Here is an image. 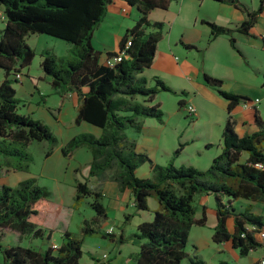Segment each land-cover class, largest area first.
I'll list each match as a JSON object with an SVG mask.
<instances>
[{"label": "trees", "instance_id": "trees-1", "mask_svg": "<svg viewBox=\"0 0 264 264\" xmlns=\"http://www.w3.org/2000/svg\"><path fill=\"white\" fill-rule=\"evenodd\" d=\"M113 1L0 0L5 22L0 29V173L28 172L33 160L28 152L32 142L48 143L46 156L57 143L47 126L18 112L21 101L15 95L13 83L19 82L16 75L22 77V71L35 57V51L26 43L29 35L62 40L70 45L68 56L59 58L48 50L41 51L42 73L51 79L52 88L61 98L67 92L79 97L76 124L85 122L100 129L97 137L83 133L70 139L62 147V155L69 159L76 149L87 147L91 152V176L105 178L110 172V179L119 191L130 193L137 212L149 211V199L157 204L151 220L140 223L131 236L143 241L139 250L130 256L134 264H181L184 259L190 264H206L195 254L186 252L191 228L206 224L205 213L200 218L196 216L197 195H211L215 201L212 242H229L240 257L247 256L261 247L256 234L264 224L261 217L251 213V205L237 212L233 202L264 203V123L256 118L258 130L239 137L234 131L231 112L236 105L249 100L224 91L222 80L203 74V83L228 102L221 150L209 167L199 170L175 166L173 160L182 151V145L164 166L136 152L134 140L128 139L125 132L130 129L139 133L141 120L147 118L162 123L160 106L151 104L155 96L160 92L186 95L184 91L172 90L158 77L148 86L142 75L151 66L157 44L167 31L164 23L151 22L147 16L152 10H165L175 0H122L137 10L138 17L121 37L119 52L124 50L123 58L107 66L105 58L115 57L119 52L107 53L101 58V53L93 48L92 38ZM211 1L230 4L245 12L246 19L236 30L203 22L210 30L209 41L227 35L231 47L236 49L231 38L233 31L248 34L263 10L264 0H259L255 11H248L239 0ZM127 41L131 44L125 49ZM184 47L193 49L189 45ZM178 104L184 107L181 101ZM242 154H246L245 159ZM144 164L151 168L149 178H140L135 173ZM75 191L72 208L91 198L89 205L96 215L92 220L82 221L83 236L110 238L111 235L103 234L98 228L99 220L106 219L101 192L89 189L87 182H76ZM49 198L47 189L35 179L21 181L14 187L0 186V264H80L83 240L68 231L62 232L61 242L55 249L49 245L39 252L20 245L25 236L50 241L56 206ZM228 219H232L231 233L227 230ZM7 233L17 236L15 245L1 243ZM219 264L230 263L219 261Z\"/></svg>", "mask_w": 264, "mask_h": 264}, {"label": "crops", "instance_id": "crops-1", "mask_svg": "<svg viewBox=\"0 0 264 264\" xmlns=\"http://www.w3.org/2000/svg\"><path fill=\"white\" fill-rule=\"evenodd\" d=\"M239 2L248 11H255L259 6V0H239ZM125 6L128 7L124 1L114 0L107 7V14L95 31L92 41L94 38L98 39V33L101 31L102 25L109 19L114 20L115 15L119 13L124 15L130 14V12L128 13L129 7L126 9ZM133 9L135 10V23L138 12L135 8ZM2 14L3 7L0 6V29L5 26ZM147 19L151 22L164 23L167 31L157 44L155 57L151 66L142 75L147 79L148 86H152V79L158 77L172 90L186 92L185 96L187 98H179L178 102L192 104L196 109L195 117H197V122L201 123L202 132H200L194 141L191 137L184 139V148L175 159L179 158L185 152V148L191 145V147H199V150L197 149L195 153L198 156V160L205 155V162L203 164L210 165L212 159L221 150V135L227 118L228 102L203 83V74L222 80L224 91L249 100L247 101L249 103L248 108H245L243 103H239L231 112L234 121V131L239 137L258 130L256 118H259L264 123V5L263 10L257 15L255 23L248 34L245 35L241 32L233 31L231 38L235 42L236 49L231 47L229 36L227 35H220L209 41L210 30L203 23L204 21L211 22L220 27L236 30L245 21L246 14L243 10L233 5L211 0H175L170 2L165 10L155 9L149 12ZM130 28L126 25L125 31ZM123 34L115 35L113 43H101L99 48H93L101 53V58L107 53H117ZM184 45L193 46V49H187ZM28 80L29 84H27V88L22 95L23 98L19 99L21 103L19 104L18 112L43 122L51 129V133L57 140L56 145L48 156H46L48 146H45L42 156L43 169L42 167L40 168L39 174H57V182L70 186L73 189L71 192L74 196L76 193V182H87L89 189L100 191L103 196L101 203L105 208L106 219L99 220L98 228L100 232L103 234L107 233L111 237L92 236L97 238V240H95L96 245L91 249L94 253L87 264H102L104 262L101 257L103 254H107V262L109 264H134L130 256L139 250V246L143 241H139L131 236L137 232V226L140 223L151 220L152 211L157 208L156 202H154L156 205L152 204L153 202L149 199V211L137 212L134 209L133 198L130 193L127 190L123 192L119 191L117 184L110 179V172L106 173L105 178L91 176L89 174L91 152L87 147H80L72 153L69 159L65 158L61 153V149L70 139L83 133L97 137L100 135V129L85 122L75 123L76 110L79 105V97L76 94L67 92L61 98L52 88L51 80L44 78L43 75L36 77L35 81ZM0 81H2V77ZM40 81H44L47 85V94H54L59 98L53 105H49L43 100L44 91L40 89ZM13 88L17 97V90L14 85ZM164 93L167 92L158 93L151 104H158L161 109L163 104L161 100ZM255 99H258V102H254ZM141 121L142 130L139 133L130 129L125 132L128 139L134 140L135 150L138 153H143L142 150H145V147L138 143L137 138L150 136V134L157 135L158 131L160 132V126L164 127L165 125V122L159 123L151 118ZM181 138H183L182 135ZM213 146L216 148L213 150V153L209 154L214 148ZM173 152L167 153V155H170L169 161L172 158ZM143 154L147 153L144 151ZM245 158L246 154H242V159ZM152 162L155 163L154 161ZM145 165L147 167H144ZM180 165H182V160L180 161ZM140 169L143 170V173L139 176L138 173H141ZM30 170L31 168H29L28 172H11L8 174L1 172L0 178L6 179L11 176L10 179L12 181L10 182L12 183L10 185L6 181L1 180L0 186L14 187L19 182L27 179H35L37 182L36 177L30 175ZM135 173L140 178H149L151 176V168L148 164H144ZM196 197L201 198L199 208L201 209V216L206 211L207 224V211L209 209L215 217V201L211 203L212 207H209L211 195H197ZM111 201L112 203H110ZM248 205L252 206L251 213L261 217L264 224V203L248 202L245 200L233 202V207L237 212L243 211ZM114 208H116L117 214H115L114 223L110 225L108 222L111 219L108 211ZM129 208L130 211L126 213ZM57 209L58 206L55 208L54 229H56ZM68 213H71L69 209ZM125 216L128 217L124 221ZM94 218L95 215L90 220ZM215 224L216 218L209 223V228L212 230ZM227 230L229 233L233 230L232 219L227 220ZM60 231L70 232L68 223H65ZM80 234L81 237H75L82 239L83 243H85L87 238L84 237L86 236H83L82 233ZM6 235L1 240V243L4 245H8L5 242ZM14 236L16 238L14 242L17 243V236ZM23 240L27 241V245L23 243ZM37 240L30 236H25L21 240L20 245L31 247L39 252H43L49 245H59V243L53 242L52 236L49 242L46 240L37 242ZM259 243L261 247L250 251L247 256L242 257L241 264L258 263L264 251V243L260 241ZM215 245L216 248L213 250L217 254L228 252L229 248L235 250L229 242ZM219 261L225 260L218 259V264Z\"/></svg>", "mask_w": 264, "mask_h": 264}, {"label": "rangeland", "instance_id": "rangeland-1", "mask_svg": "<svg viewBox=\"0 0 264 264\" xmlns=\"http://www.w3.org/2000/svg\"><path fill=\"white\" fill-rule=\"evenodd\" d=\"M126 9L128 7L125 6ZM130 14H122L119 13L115 15V19L111 20L109 19L105 24L102 25L101 31L98 33V39L94 38L92 41V45L95 48H99L101 46V43H113L114 42V36L115 35H122L125 31V26L132 27L134 25V12L135 10L131 7H129ZM95 33V32H94ZM113 35V36H112ZM26 43L28 46L35 51V57L31 63V65L24 69L22 71V78L20 83H13L15 89L17 90V98L21 99L23 98V93L25 89L27 88V84H29V77L36 78L40 75H43L40 63L42 57L40 56L41 51L48 50L54 55H56L59 58H65L69 54V47L70 45L62 40L49 37L46 35H29L26 39ZM29 75H28V74ZM44 76V75H43ZM2 77V72H0V78ZM44 78L51 80L49 77L44 76ZM39 81V80H38ZM40 89L44 91V101L47 102L49 105H53L56 103L57 100H59L56 95L47 94V85L44 83V81L39 82ZM49 93V92H48ZM162 106L161 110L163 112V122H165L164 127L160 126V132L158 131L157 135L150 134V136H142L137 138V141L140 145L145 147V150H142L143 153H147L146 155L155 163L159 165H167L170 159L171 152L174 151L179 145L183 146L184 139H187L189 137L196 139V137L202 132L201 123L197 122V117H189L187 115L186 106L189 103L184 104V107H180L178 104L179 98L186 99L187 97L184 95H173V94H167L164 93L162 95ZM167 98H166V97ZM42 104V103H41ZM192 105V104H191ZM21 110V109H20ZM196 119V120H195ZM41 122V121H40ZM158 122V121H157ZM43 125H45L43 122H41ZM157 124V123H156ZM46 126V125H45ZM51 131V129H49ZM181 135L183 138H181ZM45 146H49L46 142H32L29 145L28 152H30L32 156V162L30 164V175L33 177H36L37 184L41 187H45L47 191L50 194L49 200H51L55 206H58L57 209V216H56V229H54V222L55 218L53 219V226L54 233L52 234L53 242H57L60 244L61 242V234L62 232L60 229L65 223H68L69 225V231L73 233L74 237H81V225L83 220H90L91 217L95 215V212L91 209L90 203L92 202L91 198H87L84 200L81 205L76 207L75 209L72 208L74 195L72 194V190L70 186H67V184L64 183H58L56 180L57 174L51 173V174H39L40 168L42 167L43 162V153L45 151ZM214 148L210 151L209 154L213 153L215 150ZM189 149V150H188ZM197 149L199 150V147L196 146L191 147L189 145L185 148V152L183 153L179 158L174 159L173 163L175 166L179 167L180 161L182 160L183 166H192L194 168H197L199 170H206L209 165L203 164L205 162V155L200 160H198L197 154L195 155ZM142 153V154H143ZM207 160V157H206ZM144 167H147L145 165ZM43 169V167H42ZM141 170V169H140ZM145 170V169H144ZM143 170H141V173L139 172L138 175H142ZM10 177L6 179H1L0 182L6 181V183L10 184L12 182V179ZM11 187V186H9ZM201 201L200 197H196L195 199V205L197 207V217L201 216V209L199 208ZM213 198L211 197L210 206L211 203H213ZM152 204H155L154 200L151 199ZM112 203V201L110 202ZM156 205V204H155ZM111 207V206H110ZM68 209L71 211V213H68ZM116 208L110 209L108 211V215L110 217V221L108 222L110 225L114 223V218L116 217L115 214H117V211H115ZM130 211V208L127 210L126 213ZM206 213V211H205ZM208 213V220L207 224L203 227L199 226H193L190 233H189V240L186 247V252L189 255L195 254L198 256V258L202 259L206 262V264H218V259H224L225 261H228L230 263L234 264H241V259L238 255V251L231 250L229 247L228 252H224L221 254H217L214 248H216V245L211 241V233L212 230L209 228V223H211L212 220L215 219L213 213L209 209L207 211ZM96 216V215H95ZM91 236H86L84 238H87L85 240V243H82V251H83V259L81 260L80 264H87L90 260L91 255L94 253L91 249L96 245L95 240L97 238ZM15 236L11 233H8L5 238V242L8 245H15L16 242ZM37 242H41L40 239L37 240ZM23 243L27 245V241L23 240ZM2 261V255L0 253V262ZM181 264H190L188 259H184Z\"/></svg>", "mask_w": 264, "mask_h": 264}, {"label": "built area", "instance_id": "built-area-1", "mask_svg": "<svg viewBox=\"0 0 264 264\" xmlns=\"http://www.w3.org/2000/svg\"><path fill=\"white\" fill-rule=\"evenodd\" d=\"M123 12H124V10H123ZM130 44H131L130 41H127V43L125 45V49L128 46H130ZM118 52H119V50H118ZM123 55H124V50L119 52L118 55L115 56V57H106L105 58V63L107 64V66H113L115 63H118V62L121 61V58H123ZM21 78L22 77L20 75H16V79L18 81H20ZM254 102H258V99H255ZM248 105H249L248 102L243 103V106L245 108H248ZM186 110H187V115H189L191 117H194L196 115V109H195V107L193 105H191V104L187 105L186 106ZM257 166L260 167V165H257ZM256 236H257V238H258V240L260 242L264 243V227L257 232ZM52 248L55 249V248H57V246L56 245H52ZM101 257L104 260V262L102 264H109L107 262V258H108L107 254H103ZM257 264H264V251L262 252Z\"/></svg>", "mask_w": 264, "mask_h": 264}]
</instances>
